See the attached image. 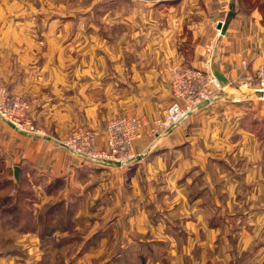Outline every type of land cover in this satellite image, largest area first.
I'll list each match as a JSON object with an SVG mask.
<instances>
[{
    "label": "crops",
    "instance_id": "obj_1",
    "mask_svg": "<svg viewBox=\"0 0 264 264\" xmlns=\"http://www.w3.org/2000/svg\"><path fill=\"white\" fill-rule=\"evenodd\" d=\"M234 3L0 0V13L14 15L0 22V83L26 95L38 129L25 133L0 117V196L6 197L0 199V236L12 243L0 248V264L38 262V256L21 254L43 252L40 242L50 254H67L77 222L90 227L86 237L78 235L84 239L77 250L82 255L94 247L101 255L153 252L170 264H182L178 255L183 254L185 264H242L230 263L227 254L253 253L260 255L255 264H264V246L253 245L264 237V123L261 132L245 127L248 120L257 122L250 116L264 119V97L227 88L228 101L206 103L180 123L152 131L172 99L174 65L233 78L242 58L250 69L264 61L262 12L257 5ZM134 106L146 123L133 141L136 156L126 165L84 163L57 144V138L83 126L95 128L97 143L105 148L106 120ZM228 172L235 175L231 181ZM253 180L256 186L247 188ZM216 191L222 192V203ZM22 194L36 222L39 207L50 202L55 205L50 220L71 222L69 228L41 232L18 226L22 214L13 215L14 201ZM235 207L243 211L234 212ZM233 220L255 225L252 231L233 230L238 244L216 254L218 231L209 223H224L227 238ZM9 221L15 225L7 233ZM57 237L59 244L51 241ZM65 260L61 264H82ZM149 264L159 263L155 258Z\"/></svg>",
    "mask_w": 264,
    "mask_h": 264
},
{
    "label": "built area",
    "instance_id": "obj_2",
    "mask_svg": "<svg viewBox=\"0 0 264 264\" xmlns=\"http://www.w3.org/2000/svg\"><path fill=\"white\" fill-rule=\"evenodd\" d=\"M248 64L249 61L243 58L239 72L231 79L226 78L225 82L207 68L193 65L174 67L169 81L172 99L163 108L161 117L155 119L156 127L152 131L180 122L201 105L210 103L224 85L231 82L237 81L239 87L264 97V61L258 63L252 72L247 70ZM0 117L21 131L38 132L26 99L3 85H0ZM145 123L139 108L134 106L129 112L112 115L106 120L105 148L98 145L99 132L91 127L77 126L56 141L81 162L123 166L135 158L133 141L140 136V128Z\"/></svg>",
    "mask_w": 264,
    "mask_h": 264
},
{
    "label": "rangeland",
    "instance_id": "obj_3",
    "mask_svg": "<svg viewBox=\"0 0 264 264\" xmlns=\"http://www.w3.org/2000/svg\"><path fill=\"white\" fill-rule=\"evenodd\" d=\"M234 2H235V0H233V4L235 5ZM242 2H243V5L242 6L248 7V8H252L255 5H257L259 7V10L262 12V17H263V22H264V0H242ZM8 18L11 20L12 18H14V15H12V14L11 15H7V14H4V13H0V22L1 21L4 22V20H6ZM208 48H209V50H207V52H210L212 50V48L210 46ZM244 59H246L247 61H249L247 58H244ZM7 65L11 67L12 64L7 63ZM176 66H189V65H180V64L179 65H174L172 67V69L174 67H176ZM204 67H206V66H204ZM254 69H250L249 68V64H248V67H247V70L248 71L252 72ZM8 70H10V69H8ZM0 85H3L4 87H6V85L3 84V83H0ZM234 87L237 88V89H240L242 91L248 90V89H246L244 87H239L237 81L231 82L230 84H227V85L225 84L224 87L217 93V95L215 96V98L212 101L213 102L215 101V103L216 102L224 103L225 101H228V99L226 98V95L224 93L227 90V88L229 89V88H234ZM7 89L9 91H11V92L18 93V92H15V91L10 90L9 88H7ZM18 94H20L21 96H23L26 99V101L28 102V105H29V113H30L31 110H30V103L28 101V98L26 97V95H24L22 93H18ZM217 109H218V107L216 106V104H214L213 105V112H212V114L213 113L216 114V116H214L216 118L218 117V114L217 113L219 112ZM196 110H194V111H196ZM227 115H229V114H227ZM252 118H255L257 120V122H256L257 125H255L256 124L255 123V120H253V121L248 120V123L245 125V127L248 128V130H250V132H252V133H255L256 131L259 132V130H257V129L260 127V125L262 124V122L264 123V119H262L260 116H250L248 119H252ZM221 120H223V119L222 118H219V121H221ZM178 123H180V122H178ZM178 123H176V124H178ZM242 124H243V122H242ZM17 130H19V129H17ZM104 130H105V127H104ZM19 131H21V130H19ZM22 132H25V131H22ZM25 133H28V132H25ZM232 134L233 133H231V135ZM234 160H235V162L238 161L237 158L234 159ZM237 165H239V163L236 162V166ZM241 167H242V165H241ZM243 167L245 168V166H243ZM243 175H244V171L240 175L241 178L243 177ZM232 176L235 177V175H232L229 172L227 173V177L226 178H229L228 181H231L230 178H232ZM219 181H220L221 184L223 183L222 180H219ZM254 182H255L254 180H253V182L252 181L251 182H248L247 188H250V187L253 188L254 186H256V184ZM239 183L242 186V184H243L242 181H240ZM198 185H200V182H198ZM214 193L216 195L215 199L216 200L218 199L219 202L222 203L223 200H224V196H223L222 192L216 191ZM19 194L20 193H18V195ZM250 194L253 196V193H250ZM26 196H27L26 194H22V195L19 196L18 200H15L14 201V198H13V200H10L9 199L7 202L9 204V203H11V202L14 201V203L16 204L15 205V208H14V211H13L14 212L13 215L16 214V216H18V215L22 214L21 220L17 223L18 226L20 225L21 227H27V228L36 227L40 231L41 226H43L42 224H44L43 223V217H42V214H41L42 208H44L45 206H47L50 202L45 203V204H43V205H41L39 207L38 212H37L38 218H37V222H36L34 220V217L35 216H31V208H32V206L29 205L27 203L28 202L27 199L24 198ZM242 196H243V194H241V197ZM0 199H2L4 201V200H6V197L5 196H0ZM213 210H214V207H213ZM233 210H234V212H242L243 211V207H235V208H233ZM33 212H34V209H33ZM59 213L61 214L62 212H59ZM158 216H159L158 215V211L156 213V210H152V217L155 219L156 217L158 218ZM48 222H47V224H45L46 225L45 226V229L46 230L51 229V228H57V229L61 230L63 228H69V225H71L70 224L71 222H68L66 224V223L63 222V220L61 218L59 219V221H56V222L55 221H51V220L48 221ZM12 224L15 225V223L13 221H9V222L6 223V229L9 231L7 233H10V229L13 228L12 227ZM209 224L210 225H212V224L214 225L215 231H216L215 234H217V231H218V235L215 238V245H216V248H217V249L215 248V251H216V254H217V251L221 252V251H223V249H226V248L227 249H229V248L231 249L232 247H234V246H236L238 244V237H237L238 233L234 232L233 230H235V229L238 230V228L240 226H242L243 228L247 229V231H252V229H253V227L255 225V222H249V221L242 222V221H238V220L231 221V226H230V233L231 234L227 238H223L222 237V233H223L222 232V226H223L224 223H222L220 221H215V222L209 223ZM74 225L75 226H79L80 228L74 229V233H76L77 235L75 234L74 238H71L70 240L67 241L68 242L67 248H66V250H68V253L67 254H65V255L62 254V253H59V254H56V255L55 254H50V253L47 252V249H48L47 243L46 242H42V244H41V242H40V249H39V251L41 250L43 252H40L38 255H36V254L23 255V254H21V257H28V256L31 257L32 256L33 258H35L36 256H38V262H35L34 264H53V263L54 264H57V263L58 264H61L64 261V259H66L65 261H67V262H69L70 259H71V262L74 261V259H80V261H81L82 264H95V263H100V262L102 264H149V262L154 261L155 258H156V260H157V262L159 264H162V263L163 264H166V263H169L170 264V262H171L169 259H165V260L162 259V255L155 254L153 252L152 253H145V254H139V253L138 254H132V253H129L128 252V253H125V254L122 253L121 255H112V254L105 253L104 255H101L102 253H99L97 251V249L94 250V247L91 250V251H93L92 253L83 254L82 255L81 253H78L77 250H78V247L81 245V243L83 242L84 239L79 238L78 235H82V237H86V234L89 233V231H90V229H89L90 227L89 228L84 227L83 226L84 225L83 222H77V223H74ZM205 225H206V223H204V226ZM7 237L5 235H3V237L0 236V248H3V250H4V246H10L11 247V244H12L11 243V240L9 238H7ZM200 239L202 240L203 238L201 237ZM111 240L114 241L115 239H111ZM51 241H54L55 244H59V242H61L62 239H60V238L57 237V238H55L54 240H51ZM24 242H25V240L23 241V243ZM245 242L247 244H249L250 243V239H246ZM89 243H90V241H89ZM89 243L85 242L84 246H88V245L90 246ZM205 244L201 243L200 245L205 246ZM254 244L256 246H258V247H260L261 245L264 246V237H263V240H261V241H259L257 243H253V245ZM14 246L15 245H13V247ZM227 249H226V251H227ZM103 252H104V250H103ZM1 255H5V254L2 253ZM201 255L202 254L200 253V256ZM220 256H221V254H220ZM259 256L260 255H255L253 253H248V254L245 253L243 255H238L236 253L227 254V257L230 260V263H233V262L234 263L241 262L242 264H255V262H254L255 261V258H258ZM240 257L242 259H240ZM125 258H127V260ZM185 258H186L185 257V254L178 255V262L179 263H182V264H185L186 263V259ZM171 260L174 261L175 258L173 257V259L171 258ZM221 260H223V259L221 258L220 259V262H221Z\"/></svg>",
    "mask_w": 264,
    "mask_h": 264
},
{
    "label": "trees",
    "instance_id": "obj_4",
    "mask_svg": "<svg viewBox=\"0 0 264 264\" xmlns=\"http://www.w3.org/2000/svg\"><path fill=\"white\" fill-rule=\"evenodd\" d=\"M263 128H264V126H261L260 129H263ZM260 129H259V132H261ZM54 207H55V205H52V204L49 203L47 206L42 208L41 214H42V217H43V223L44 224H42L43 226H41V229H40L41 232H45L46 231V229H45L46 225L45 224H47V222L50 221L49 214L52 211V209H54Z\"/></svg>",
    "mask_w": 264,
    "mask_h": 264
},
{
    "label": "water",
    "instance_id": "obj_5",
    "mask_svg": "<svg viewBox=\"0 0 264 264\" xmlns=\"http://www.w3.org/2000/svg\"><path fill=\"white\" fill-rule=\"evenodd\" d=\"M233 9H234V8H232V11H233ZM217 26H218L219 28L221 27L222 30H223V28H224L225 25L222 26V22H221V21H218ZM213 73H214V74L218 77V79H220L221 81H223V82L226 81V77H225L224 75H222L221 73L216 72V71H213ZM255 94H258V93L255 92ZM16 170H17V167H15V171H14L15 174L17 175Z\"/></svg>",
    "mask_w": 264,
    "mask_h": 264
}]
</instances>
